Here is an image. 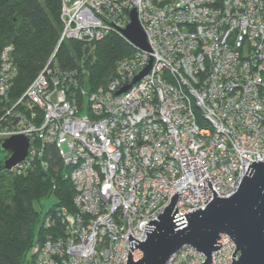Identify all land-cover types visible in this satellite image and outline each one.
I'll return each mask as SVG.
<instances>
[{
	"label": "built area",
	"instance_id": "built-area-1",
	"mask_svg": "<svg viewBox=\"0 0 264 264\" xmlns=\"http://www.w3.org/2000/svg\"><path fill=\"white\" fill-rule=\"evenodd\" d=\"M64 40L97 41L123 34L136 9L150 50L133 45L107 83L90 91L77 72L59 66L57 49L26 90L10 92L17 68L12 47L0 62V143L22 134L25 174L57 153L70 169L74 210L59 206L42 224L34 264H126L143 257L129 246L145 241L154 220L180 192V215L205 209L239 188L253 161L264 162V0H61ZM152 62L127 91L124 86ZM9 156V153H8ZM48 156V157H47ZM50 230V231H51ZM211 264H232L236 243L221 234ZM235 252L234 259H239ZM186 244L166 264H202Z\"/></svg>",
	"mask_w": 264,
	"mask_h": 264
},
{
	"label": "trees",
	"instance_id": "trees-1",
	"mask_svg": "<svg viewBox=\"0 0 264 264\" xmlns=\"http://www.w3.org/2000/svg\"><path fill=\"white\" fill-rule=\"evenodd\" d=\"M61 9V0H0V62L3 50L11 46L17 68L12 100L26 90L58 47ZM132 53L133 46L122 34L110 32L97 41L64 40L54 60L74 69L80 84L93 91L107 83L117 63ZM6 106L0 96V118ZM0 151L6 152L1 143ZM50 156L47 168L39 158L25 174L6 169L8 154L0 156V264H34L32 247L52 232L43 226L42 211L36 206L43 198L56 199L47 212L59 206L74 210V187L65 177L70 168L57 153Z\"/></svg>",
	"mask_w": 264,
	"mask_h": 264
},
{
	"label": "water",
	"instance_id": "water-1",
	"mask_svg": "<svg viewBox=\"0 0 264 264\" xmlns=\"http://www.w3.org/2000/svg\"><path fill=\"white\" fill-rule=\"evenodd\" d=\"M130 18V23L122 30L124 36L133 45L150 50L136 9L130 12ZM151 65L150 61L131 84L122 87L117 93L127 91L148 73ZM1 147L9 153L4 166L10 170L28 157L30 140L25 135L17 134L5 139ZM205 180L214 192L213 200L206 208L180 215L177 207L180 192H176L164 213L146 223L148 236L145 241L129 233L130 248L142 250L143 257L134 261L129 251L126 264H166L186 244L207 255L202 264H211L212 253L222 246L218 242L222 233L230 235L236 243L231 256L232 264H264V162L253 161L248 166L239 188L230 197H219L209 178ZM236 251L240 252L237 261L234 259Z\"/></svg>",
	"mask_w": 264,
	"mask_h": 264
},
{
	"label": "rangeland",
	"instance_id": "rangeland-1",
	"mask_svg": "<svg viewBox=\"0 0 264 264\" xmlns=\"http://www.w3.org/2000/svg\"><path fill=\"white\" fill-rule=\"evenodd\" d=\"M6 154H8V152L0 151V156L5 157ZM55 201L56 199L54 195H51L43 198L40 203L36 204L37 208L42 211V218L45 216L46 212L52 207Z\"/></svg>",
	"mask_w": 264,
	"mask_h": 264
}]
</instances>
